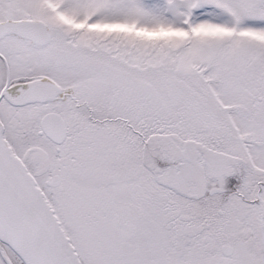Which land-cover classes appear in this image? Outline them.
Returning a JSON list of instances; mask_svg holds the SVG:
<instances>
[{
    "label": "snow or ice",
    "instance_id": "6c2138e0",
    "mask_svg": "<svg viewBox=\"0 0 264 264\" xmlns=\"http://www.w3.org/2000/svg\"><path fill=\"white\" fill-rule=\"evenodd\" d=\"M0 264H264V0H0Z\"/></svg>",
    "mask_w": 264,
    "mask_h": 264
}]
</instances>
